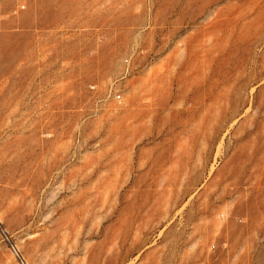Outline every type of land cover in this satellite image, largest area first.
<instances>
[{"label": "rangeland", "instance_id": "374dc122", "mask_svg": "<svg viewBox=\"0 0 264 264\" xmlns=\"http://www.w3.org/2000/svg\"><path fill=\"white\" fill-rule=\"evenodd\" d=\"M0 264H264V0H0Z\"/></svg>", "mask_w": 264, "mask_h": 264}]
</instances>
